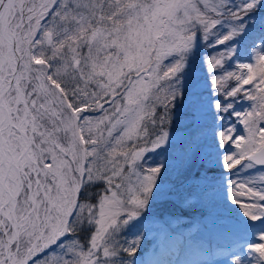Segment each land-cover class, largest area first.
Segmentation results:
<instances>
[{"label": "rangeland", "instance_id": "1", "mask_svg": "<svg viewBox=\"0 0 264 264\" xmlns=\"http://www.w3.org/2000/svg\"><path fill=\"white\" fill-rule=\"evenodd\" d=\"M13 19L29 105L40 80L59 101L16 209L36 227H0V260L6 236L14 264H155L186 237L175 264H264V95L237 91L264 68V44L245 49L264 0H16Z\"/></svg>", "mask_w": 264, "mask_h": 264}, {"label": "bare ground", "instance_id": "2", "mask_svg": "<svg viewBox=\"0 0 264 264\" xmlns=\"http://www.w3.org/2000/svg\"><path fill=\"white\" fill-rule=\"evenodd\" d=\"M8 14H10V11L6 13L4 18L3 29L0 28L3 33L2 38L8 40L10 44L9 51L6 54L0 52V70L12 69V73L9 75L5 72V77L11 80L8 85L4 83L6 78L0 77L2 78L0 79V225L5 229L6 225L10 223L19 235L18 231L24 229L22 224L31 225L32 229L36 227V220L33 215L28 216V218L24 217L20 222L16 213V206L24 189L23 176H25L26 168L29 167V172L31 170L36 175L40 172L39 154L41 151L36 135L46 136L47 131L41 129L38 116L49 110L50 113L55 114L52 104L55 101L48 98L47 93L53 95L56 101H59V99L56 92L46 88L45 83L40 80L37 85V92L45 98L44 105L40 107L42 104L39 101L36 102V100H33L31 106L29 105L28 98L30 95L26 93L25 87L21 85L20 76L15 71L13 72L18 67L20 57L17 50L10 43L15 42L16 33L7 20ZM0 16H3V14ZM12 87H15L16 90L13 100L11 95L6 96V93ZM20 104L23 105L24 110L19 109ZM2 185H4L3 188H1ZM32 201L35 202L33 198ZM30 218L32 219L30 220ZM63 230L62 227L61 231L63 232ZM14 241V238L7 237L6 253L0 264L15 263L16 256L12 251ZM158 255L163 257L162 253ZM155 257H157L155 254L145 255L141 262L142 264H153L152 261ZM164 259L168 261V259ZM155 264H167V262L160 260Z\"/></svg>", "mask_w": 264, "mask_h": 264}, {"label": "trees", "instance_id": "3", "mask_svg": "<svg viewBox=\"0 0 264 264\" xmlns=\"http://www.w3.org/2000/svg\"><path fill=\"white\" fill-rule=\"evenodd\" d=\"M249 18L252 19V17L247 16V15H244V16H242L241 19H242V22L243 23L245 22L249 26L250 21H251ZM256 34H257V36H254L253 38H250L249 40H246V42H245V49L246 50H251L254 47H257V46L261 45V43L264 44V34L263 33H260V32H259V34L258 33H256ZM236 38H235V40L234 39L233 40L235 42H237V44L243 45L242 43H243V40H244V35H239V36L237 35ZM252 60H253L252 62L255 63V65L253 67V70L254 71H253L252 80H251V82L247 86H245V87L240 88L239 90H237V91H239V93L242 94V95L239 96V99H242V100H244V99L247 100L246 97H248V96H250L252 94L254 95V97L256 95L258 97L259 94L260 95H264V89H262V87H264V68H263L262 64L258 60H256V61H254V59H252ZM256 86L259 87L258 88V91H256ZM217 99L218 100L216 102L219 101V97ZM169 107H171L172 109H174V111L177 109L175 106H172L170 104H169ZM177 123L180 124V121L177 120ZM205 130L203 131L204 133H206ZM177 213L178 214L185 215L184 212H179V209L177 210Z\"/></svg>", "mask_w": 264, "mask_h": 264}, {"label": "flooded vegetation", "instance_id": "4", "mask_svg": "<svg viewBox=\"0 0 264 264\" xmlns=\"http://www.w3.org/2000/svg\"><path fill=\"white\" fill-rule=\"evenodd\" d=\"M16 0L14 1V0H0V15H2L3 14V16H0V28H1V30L3 29V25H4V18H5V16H6V13L8 12V11H10V14H8V17H7V20L9 21V23H10V26L12 27V23H13V17H14V12H15V8H16ZM19 7H21L22 9H23V13H22V16H23V18H22V20L23 21H25L26 20V17L28 16L27 15V11H26V9H27V7H25L24 5H19ZM17 26H23L22 25V22L21 23H19ZM17 26H16V28H13L12 27V30L13 31H15V33H16V40H15V42L14 43H12V42H10L11 43V46H14V48L17 50V52L19 53L20 51L18 50V45H19V38H18V36H20L21 37V33H19V32H17ZM2 32L0 31V42L1 43H6V44H8L7 45V47L9 48V42H8V40H6V39H3L2 38ZM5 44V45H6ZM9 51V50H8ZM19 61H18V64H20V61H21V55H20V53H19Z\"/></svg>", "mask_w": 264, "mask_h": 264}, {"label": "water", "instance_id": "5", "mask_svg": "<svg viewBox=\"0 0 264 264\" xmlns=\"http://www.w3.org/2000/svg\"><path fill=\"white\" fill-rule=\"evenodd\" d=\"M264 154V149H262V151L256 153L252 159L254 160L255 163H258V164H264V159L261 160V156H263Z\"/></svg>", "mask_w": 264, "mask_h": 264}]
</instances>
